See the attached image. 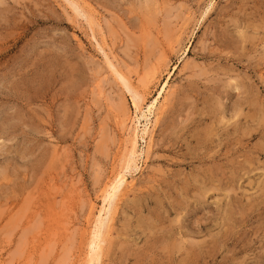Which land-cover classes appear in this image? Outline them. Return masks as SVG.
<instances>
[{
  "label": "rangeland",
  "instance_id": "1",
  "mask_svg": "<svg viewBox=\"0 0 264 264\" xmlns=\"http://www.w3.org/2000/svg\"><path fill=\"white\" fill-rule=\"evenodd\" d=\"M0 264H264V0H0Z\"/></svg>",
  "mask_w": 264,
  "mask_h": 264
},
{
  "label": "bare ground",
  "instance_id": "2",
  "mask_svg": "<svg viewBox=\"0 0 264 264\" xmlns=\"http://www.w3.org/2000/svg\"><path fill=\"white\" fill-rule=\"evenodd\" d=\"M116 206V205H115ZM115 206H113V208H111V212H110V216H109V218H108V220L106 221V224H105V226H103L104 227V231L107 233V230H108V228H109V226H110V223H111V221L113 220V216H114V213H115ZM99 233V232H98ZM104 233V232H103ZM98 236H99V234H97L96 235V238H98ZM95 237V236H94ZM101 238H102V236H101ZM95 239V238H94ZM94 241V240H93ZM98 242V241H97ZM98 244V243H97ZM95 247V246H94Z\"/></svg>",
  "mask_w": 264,
  "mask_h": 264
}]
</instances>
